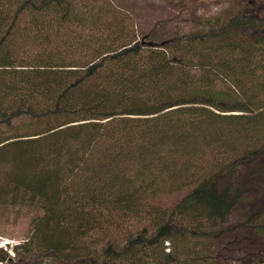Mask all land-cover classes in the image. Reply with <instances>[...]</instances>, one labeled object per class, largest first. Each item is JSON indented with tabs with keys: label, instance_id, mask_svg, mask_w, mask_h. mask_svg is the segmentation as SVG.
Returning <instances> with one entry per match:
<instances>
[{
	"label": "trees",
	"instance_id": "trees-1",
	"mask_svg": "<svg viewBox=\"0 0 264 264\" xmlns=\"http://www.w3.org/2000/svg\"><path fill=\"white\" fill-rule=\"evenodd\" d=\"M77 2L0 0V202L35 211L0 263L181 264L194 240L264 236V198L229 224L264 183V4L168 32Z\"/></svg>",
	"mask_w": 264,
	"mask_h": 264
},
{
	"label": "rangeland",
	"instance_id": "rangeland-1",
	"mask_svg": "<svg viewBox=\"0 0 264 264\" xmlns=\"http://www.w3.org/2000/svg\"><path fill=\"white\" fill-rule=\"evenodd\" d=\"M76 4V13L84 22L89 24L96 22L101 25L111 23L121 25L120 21H123L128 26L135 25L138 27L141 25V27L149 30L158 22L163 26L166 25L168 32H172L175 28L195 27L199 20L260 7L264 4V0H78ZM27 19L26 17L25 20L27 21ZM88 134V132H83L70 140L72 154L86 142ZM24 148L26 149L27 146L23 143L18 145V147L13 148L15 153L11 151L6 158H10L9 161L12 162L11 157L15 154L16 157H24L27 152ZM72 154L68 152L65 154L63 169L71 164ZM21 158L18 160L21 161ZM253 167L254 165L244 167L233 175L232 180H230L232 185L239 183L241 176L251 171ZM0 169V172L4 170ZM256 195L257 197L251 202H246L247 195H244L238 213L231 218L229 224L237 227L239 223L246 220L254 205L263 201L264 183ZM253 202L256 204H252ZM34 214L33 208L20 206V204L18 206L11 205L6 200L1 201L0 248L6 251L8 245L13 247L25 242L31 234L30 219ZM190 246L194 251L193 253L197 254L198 260L201 257H213V255L216 258L198 261L193 254L188 258L182 255L181 264H195V259L198 264H258V261H264V236L250 235L244 230L235 234H226L219 240H194ZM165 247V253L169 254V244L165 243ZM250 253L254 255V258L250 256ZM10 256L12 257L11 264H29L22 259L15 258L12 253ZM43 264H52V261L48 260Z\"/></svg>",
	"mask_w": 264,
	"mask_h": 264
},
{
	"label": "water",
	"instance_id": "water-1",
	"mask_svg": "<svg viewBox=\"0 0 264 264\" xmlns=\"http://www.w3.org/2000/svg\"><path fill=\"white\" fill-rule=\"evenodd\" d=\"M166 264H172V260L170 257L166 258ZM258 264H264V261H258Z\"/></svg>",
	"mask_w": 264,
	"mask_h": 264
},
{
	"label": "bare ground",
	"instance_id": "bare-ground-1",
	"mask_svg": "<svg viewBox=\"0 0 264 264\" xmlns=\"http://www.w3.org/2000/svg\"><path fill=\"white\" fill-rule=\"evenodd\" d=\"M1 264V263H0Z\"/></svg>",
	"mask_w": 264,
	"mask_h": 264
}]
</instances>
